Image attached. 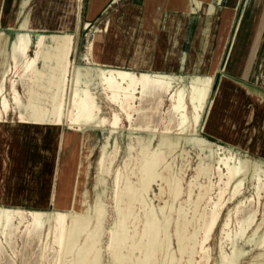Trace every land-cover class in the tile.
<instances>
[{
    "label": "bare ground",
    "instance_id": "bare-ground-1",
    "mask_svg": "<svg viewBox=\"0 0 264 264\" xmlns=\"http://www.w3.org/2000/svg\"><path fill=\"white\" fill-rule=\"evenodd\" d=\"M81 1L82 0H76V9H80ZM30 2V0H25L23 2V8L20 12L22 15L19 17V29L13 30L15 34L14 38H11L5 32L0 30V58L2 59V65L0 68V127H3L2 125L8 121L10 112L14 111L15 113L19 114V122L22 125L29 126L31 128L42 129L44 125L59 128L63 125H66L68 127V132H63L58 136L59 150L63 154L71 147L68 155H71L70 157H74L75 151L77 149V143H82L83 149L81 158L75 166V169H73V165L70 166V168H66V171L69 172L72 170L74 173V176L71 178L72 180L70 182L71 204L69 208L65 209L62 206H56L58 196L56 193L52 196V200H55L54 206L56 207V210L53 212L30 210L25 211L22 209H16L15 213L12 214L10 210L0 207V213L3 212L7 218L9 216H12L14 219L15 217H19L21 218L20 222L27 221V225L29 227L27 231L29 236L32 234V231L30 230H32V228L35 229L42 223L43 228H41V230L43 229V232L41 234H44L47 238L53 235L54 242L59 245V248H62L64 244L67 243L66 241L68 234L70 232L78 231L84 216L92 209L91 205L88 204L86 197V186L90 176L92 163L87 164V161H89L90 156L96 150V132H101L104 129H110L108 143L102 147V153L98 161L101 172L104 173L106 171V166L110 163L114 164L116 156L119 153L120 145L118 144V141L115 140V136L116 134H119L118 131L122 130L124 127L122 119V115H124L126 122H128L130 125L129 129L137 134L136 138H131L129 141H127V146H130V149L136 151L137 154L132 160H129L125 163L123 171L119 169L116 172L114 201L118 198L117 191L119 187L121 186L124 190V195L121 198L120 205L121 214L123 216H128V219L132 218V220L144 217L143 214H138L135 212L137 206L139 205L142 207L143 204L140 202V199L135 193V182H133L132 176H136L138 183H140V178L148 176L149 174L151 179H156L160 183V197L165 201L164 211L167 214V206L170 204L171 199L176 193L180 192V189L182 188V183L180 184V179L178 177L179 175L178 172H176V169L179 166V162L183 160L186 155H191V153H189L188 145H193L198 151L197 155L200 165L198 169L199 172L200 169L206 170L208 168L211 171L212 176L217 175L218 177V192L216 193L215 198L212 197V192L215 191L214 186H216V183L211 181L209 186L211 195L208 198L209 210L205 214L203 227L201 226L202 236L198 246V254L200 255L201 259L199 262L202 264H211V243L213 240V235L221 221L222 214L226 206H228L230 202L237 201L238 203L236 207L229 211V216L222 224L220 229L219 256L221 264H240L242 258L247 254H245L244 249L239 248L238 245L243 237L241 231L243 226L239 225L243 217H240L241 219L238 218V214L242 212L241 210L243 206H245L248 202L253 203L254 201H258L260 204L264 194V163L254 160L252 168L249 169L247 155H238L232 150L222 146H217V150L214 151L210 157L203 146L204 141L198 137V129L202 123L203 115L211 99L216 73V68H207L204 65V58H201L200 56L214 55L218 46L216 45L214 48L210 49V45L207 44L206 39L204 38L205 31L203 33H199L195 47L190 52L189 50H183L181 48L183 42H178L180 43L178 44V48H175L174 44L170 46L171 48L165 55L166 57L164 59L166 63H169V65L171 64L174 55H176V58H178V55L183 52L181 58L177 59V62L179 61L181 65H183L189 58L192 71H209L210 69V71H212V75L196 74L191 76L187 82H185L186 78L184 80L182 76L171 74L173 72L169 74L160 72L149 73L145 71L137 73L135 71L119 68H100L98 85L101 88V92L104 96H106L109 104L117 107L120 111L115 112L113 116L114 118L110 119L103 115V109L98 101V95L92 90L91 84L89 82L90 74L87 73L85 75L80 70H76V66L71 60L74 50V36L71 34H63L60 36L52 35L51 39L53 40V44L48 45V36L44 33H39L36 31L37 29L45 30L47 28L43 24L44 21L37 17L36 24L38 26L35 27L32 24L33 21L30 18ZM49 3H51V0ZM195 3L197 6L196 8L203 12L206 21L210 20L212 17H219L223 18V20H226L227 15L218 14L213 6L207 7L200 0H195ZM42 10L44 18H46L48 14L50 15L49 5L44 4ZM189 11L192 13L195 12L194 9H189ZM66 16V18H68V16L71 17L72 13L68 14L66 11ZM207 27L208 23H206L205 29H203L207 30ZM61 28L68 30L70 27L61 26ZM109 28L110 24L108 25L107 32ZM112 32L115 34V31ZM103 33L104 30H97L88 43V55L86 57L88 64H97L101 62L100 59L97 58L96 51H98L99 40H101ZM35 35L37 38L34 42L33 37ZM191 41L192 39L188 38L187 43L190 44ZM50 47L53 48V53L50 51ZM220 47L221 45L219 43V48ZM33 48L35 49L32 50ZM136 58L137 57L134 56L130 63L126 61L127 59L124 57V59L118 60L117 63H130L132 66L139 65V62L136 60ZM40 63L53 65L52 69L55 72V76L54 80L51 82L50 89L52 92L50 90L49 92L51 93L47 96L39 95L36 100L31 99L30 105H27V103L23 101V97L19 91V86L22 85L24 87L27 95H30V93L33 92L32 87H34L33 85L35 84L36 80L40 76L44 77L43 75H45L44 71L39 66ZM142 63H144V61L140 63L141 66ZM84 79L88 80L85 81ZM41 81L43 82V80ZM242 85L246 88V90H248L250 94L259 97L261 96L264 99L263 90L256 89V87L252 88L246 84ZM225 90L227 91V84H223L219 88V94L221 95ZM8 91L10 99L6 95ZM45 97L51 100L49 104L47 103L44 105L40 103L39 99ZM165 97L169 98L171 105L167 115L168 118H162V121L168 119V124H165L164 130L160 131L157 127L152 128V126L149 125L150 121L147 125H138L137 127H134V121L137 120H134L135 114L145 113V111L143 112L142 107L143 102L150 98H158L157 100H160L162 103V99ZM137 101H140L139 106H137ZM6 118L7 120H5ZM173 122L176 125V133L172 131L174 128H170V124ZM224 122L225 121H220L219 123L217 122L218 125L214 128L217 130L219 129L220 131L218 130V133H221V137H224L228 140V121H226L227 123L225 124ZM171 126H173V124ZM172 134L177 136L176 139H172L170 137ZM158 135L161 137L158 140H155V137ZM155 143L157 144L156 147L153 146ZM112 144L115 145V153L108 154L107 149ZM4 156L5 150L2 148L0 150V165L2 160H4ZM212 160L215 163H213ZM182 169L183 167L180 168V170ZM63 172L64 169L61 167L57 175L59 182L63 181L64 179ZM249 184L252 188V194L246 197L243 192L247 189L246 185ZM242 195H244V198L239 200ZM198 200L199 198L195 200L197 201L195 204L199 203ZM76 206L83 210L77 211L75 209ZM98 209V207L97 210L95 209L96 214H98ZM243 210H246V208ZM103 214L105 215L106 213ZM256 214L257 211L248 214L244 221L246 222L250 220L253 215ZM235 215L237 216L236 222L238 228H236L234 231L231 226ZM26 216H29L31 219H27ZM164 223V216L160 217L147 211L145 213V221L142 224V228H140L138 225L134 226V230L132 232L136 237L141 235L142 239L140 243L137 240L131 246H128V248L125 241L129 232H127L125 227L120 228L117 233L119 236V242L115 249L116 255L120 256L126 250L134 251L136 246L140 244L141 250H143L142 258L144 263L157 264L159 262L158 259L160 255L163 258H166L165 249L163 247V244L166 240V234L162 231ZM180 227L182 229L180 232L184 233L185 235L187 229L189 228V223L185 221L180 224ZM34 232L36 231H33V233ZM234 232L235 235L233 236ZM227 233H230L233 236L230 241V245L232 247L231 253L226 251V248L223 244L224 236ZM255 236L256 235L253 234L246 243L248 245L254 241V245L252 246L257 244L263 249V252L257 256V260L258 258L260 259L258 264H264V233L262 236H260L258 242ZM47 238L45 240H47ZM89 242L90 241L86 242V245ZM180 252L181 255L188 252L186 246H184ZM170 255L171 253L169 256ZM91 256L92 254L89 253V256L82 259L80 263L89 264V259ZM199 262L198 264H200Z\"/></svg>",
    "mask_w": 264,
    "mask_h": 264
},
{
    "label": "rangeland",
    "instance_id": "rangeland-1",
    "mask_svg": "<svg viewBox=\"0 0 264 264\" xmlns=\"http://www.w3.org/2000/svg\"><path fill=\"white\" fill-rule=\"evenodd\" d=\"M82 3L83 0L81 1L80 6ZM76 11H78V9H76ZM116 13L117 10H115V8L105 11L103 16H105V18L107 17L108 19H106L103 24L93 27L88 26L85 31L81 29V31L76 33L72 31V28L66 30L62 29L61 27L54 26L47 27L45 30H36L37 32L44 33L48 36V45L53 44V40L51 39L52 35L60 36L63 34H71L74 37L76 35V41H74L75 51L73 50L71 60L76 66V70H80L85 75L87 73L90 74L89 82L91 84L92 90L98 95V101L102 106L103 115L110 119L114 118L113 116L115 112L120 111L117 107L110 105L108 100L106 99V96L102 94L101 88L98 85L99 69L119 68L135 71L137 73L143 71L149 73L155 72L153 68L148 67V63L150 60L148 58L150 54L149 49L151 47V42H149L150 40L148 39L149 37L137 36L136 40L138 39V41H131L130 38H125L114 34L112 31H114V29L116 28L114 25ZM47 20H50V17H48ZM109 24L110 31L108 30L107 32ZM97 30H104L101 38L105 43L104 46H107H103L104 51L102 52V59L105 62L104 66L97 64H88L86 61V56H84L85 54L83 55V53L87 51L85 46L87 45V43L85 42L87 39L86 35H94ZM6 34L11 38H14L15 36L14 32ZM198 35L194 40L191 41V46L188 45V48L185 50H189L190 52L194 49L196 40L198 39ZM36 38L37 36L35 35L33 37L34 42ZM177 45L178 44H176V46ZM220 45V50H222L224 43H220ZM227 46L228 44L226 45V47ZM34 49L35 48H33L32 50ZM50 51L53 53V48L50 47ZM226 54L227 49H225L224 53L222 54V60L220 59L221 66L218 70V73L215 75L211 99L203 115L202 123L198 129V137L199 139L204 141L203 146L205 147V151L208 155H210V157L212 153L217 150V146H222L232 150L238 155H247V159L249 162L248 166L249 169H251L254 160L264 163V99L261 96H256L261 99V101L259 99L251 101V106H249L246 114L247 120L245 124H243L244 115L242 116V114H239L237 111L234 118L233 113V121L234 119H236L237 121L240 120L242 121V124L240 128H233L231 140H227L226 138L221 137V133H218L219 129L217 130L214 127L217 126L220 121H225L224 124L227 123L226 121H228L229 119V107L227 106L228 74L224 69L227 56ZM135 55L137 56L136 60H138L139 65L132 66L130 64V61ZM124 57L127 59L126 61L130 63H117L118 60L124 59ZM1 60L2 59L0 58V68L2 65ZM143 61L144 63H142V67L140 63ZM187 61L184 64L185 67L187 65ZM216 61L217 60L215 58L212 59L210 57L208 59H205L204 63L208 62L210 66H212V63H215ZM39 66L44 71L45 75H43L44 77L40 76L36 80L35 84L33 85L34 87H32L33 92H31L30 95H27L24 87L22 85L19 86V91L23 97V101L27 103V105H30L31 99L36 100L39 95L47 96L52 92V90L50 89L51 82L52 80H54L55 76V72L52 69L53 65L40 63ZM160 73L169 74L171 72L163 71ZM171 74L182 76L184 80L186 78L185 82H187L191 76H194L196 74L212 75L211 73L207 72L198 73L196 71H192L189 69V67L187 69H183L182 71L179 70L178 72H173ZM41 80H43V82ZM84 80L87 81L88 79ZM257 83L259 84L261 82ZM223 84H227V91L225 90L220 95L219 88ZM251 87L255 88V86ZM256 89L259 88L256 87ZM50 90L51 92H49ZM6 95L10 99L9 91L6 93ZM157 99L158 98H150L147 101L143 102L142 107L143 112L145 111V113L135 114L134 120H137L134 121V127H137L138 125H147L150 121L149 125L152 126V128L157 127L160 131L164 130L165 124H168V119L162 121V118H168L167 115L171 103L168 97L162 99L163 104L160 100ZM39 100L40 103L44 105H46L47 103L49 104L51 101L47 99V97L40 98ZM139 105L140 101H137V106ZM122 119L124 127L122 130L118 131L119 134H116L115 136V140H117L118 144L120 145V150L116 156L114 164H108L104 173L101 172L98 161L102 153V147L108 143L110 129H104L101 132H96V150L90 156L89 161H87V164L92 163V165L90 176L86 186V197L88 200V204L91 205V208L93 210L91 209L89 213H86L78 231L70 232L67 237V243H65L62 248H59V245L54 242L53 235L47 238L44 234H41L43 232V229L41 230V228H43L42 223L40 225L41 227L38 226L35 229L32 228V230H30L32 231V234L29 236L27 231L29 228L27 225V221L20 222L21 218L19 217H15L14 219L12 216H9L7 218L6 215L1 212L0 264H81L80 261L85 257L87 258V256H89V253L92 254L89 259V264H145L142 258L143 250H141L140 244H136L137 246L134 251L126 250L120 256L116 255L115 249L119 242V236L117 233L118 230L122 227H125L127 229V232H129L125 241L127 244V248L137 240L140 243L142 239L141 235L136 237L132 232L134 230V226L138 225L140 228H142V224L145 221V213L147 211L154 215L165 217V223L162 227V231L166 234V240L163 244L166 258H163L160 255L158 259L159 262L157 264H198L199 260H201L200 255L198 254V246L200 238L202 236V227L205 221V214L209 210L208 198L211 195L209 186L211 181L216 183V186H214L215 191L212 192V197L215 198L216 193L218 192L217 175L212 176L211 171L208 168L206 170L200 169L199 172L198 169L200 165L198 162V151L196 148H194L193 145H188L189 153H191V155H186V157L179 162V166L176 169V172H178L179 175L178 177L180 179V184L182 183V188L180 189V192L176 193L173 196L170 204L167 206L168 213L166 214V212L164 211L165 201L160 197L161 186L158 180L151 179L149 174L148 176H145L143 178L141 177V181L140 183H138L137 177L132 176V180L133 182H135V193L140 199V202L143 204L142 207L138 205L135 212L138 214H143L144 217L133 220L132 218L128 219V216H123L120 212L121 198L124 195V190L121 186L117 191L118 198L114 201L115 178L116 172L119 169L123 171L125 163L129 160H132L137 154L136 151L130 149V146H127V141H129V139L131 138H136L137 134L129 129L130 125L128 124V122H126L124 115H122ZM5 120H7V118ZM19 121V114L12 111L10 112L8 121L2 125L3 127H0V150L2 148L5 150L4 160H2V163L0 165V207L10 210L12 214L15 213L16 209H22L25 211L30 210L53 212L56 210V207H54L55 200H52V196L56 194V189L53 192V188L54 185H57V183H59L57 175L61 168V166L58 168L60 164V158L61 155L64 154L66 155V158H69L71 156L68 155L71 147L64 154L59 150L58 136L63 132H68V127L66 125H63L59 128H54L48 125H44L42 129H35L29 126L22 125ZM172 124L173 126H171ZM175 126L176 125L174 122L170 124V128H174L172 129L174 133H176ZM160 137V135L156 136L155 140H158ZM170 137L172 139H176L177 136L175 134H172ZM156 145L157 144L155 143L153 146L156 147ZM82 149V143H77V149L75 151L74 157H70V159L74 161L75 165H77L79 159L81 158ZM107 151L108 154H114L115 145L112 144L111 146H109ZM181 167H183L182 170H180ZM246 186L247 189L243 193L247 197L252 194V188L250 187V184ZM244 195H242L239 200L243 199ZM197 198H199V203L195 204V202H197L195 201L197 200ZM98 199H100L101 202ZM237 203V201L230 202L223 211L221 221L218 224L211 243V264H221L219 256L220 229L222 227V224L228 218L229 211L234 209ZM97 207L99 208L98 214H96L95 212V209L97 210ZM244 208H246V210H243ZM75 209L77 211L83 210L78 208V206H76ZM241 211L242 212L238 214V218L243 217L242 219L240 218L241 221L239 223L240 226H243L241 230L243 237L241 241L239 240L240 242L238 243V245L239 248L244 249L245 254L247 255L242 258L240 264H258V261L260 259L258 258L257 260V256L263 252V249L257 244V246H252L254 245V241L248 245L246 242L253 234L256 235L255 238L258 242L260 236H262V234L264 233V224H262L264 223V194L260 204L258 203V201H254L253 203L248 202L245 206H243ZM254 211H257V214L253 215L250 220L245 222L244 220L246 219L248 214L253 213ZM103 213L106 214L104 215ZM26 217L27 219H31L29 216ZM90 218L92 219V221ZM185 221L189 223V228L184 235V233L180 232V230H182L180 224ZM236 221L237 216L235 215L231 226L234 231L236 228H238ZM14 230L17 231L15 232ZM33 231L36 232L33 233ZM234 235L235 232L233 233V236ZM233 236L230 233H227L224 236L223 244L228 253H231L232 247L230 245V241ZM46 238L47 240H45ZM88 241L90 242L86 245V242ZM184 246H186L188 252L181 255L180 250L183 249ZM170 253L171 255L169 256ZM161 257L163 260L161 259Z\"/></svg>",
    "mask_w": 264,
    "mask_h": 264
},
{
    "label": "crops",
    "instance_id": "crops-1",
    "mask_svg": "<svg viewBox=\"0 0 264 264\" xmlns=\"http://www.w3.org/2000/svg\"><path fill=\"white\" fill-rule=\"evenodd\" d=\"M24 1L0 0L1 31L13 33V30L19 29V17L22 15L20 12ZM30 1V18L33 21V26H38L36 24L38 17L44 21L43 24L46 27L68 26L75 33L81 31V29L85 31L87 25L89 27L100 26L108 19L103 16L104 12L115 8L117 10L116 19H114L115 34L130 38L131 41H135L137 36L149 37L151 47L149 49L150 54L148 58L150 59V64L148 63V67L153 68L155 72H178L186 67H189L191 70L189 58L187 59L186 67L184 66L186 62L183 65L179 61L177 62V59L181 58L183 52L178 55V58L174 55L170 65L164 60L165 55L173 44L175 48H178L176 43L180 44L183 42L181 48L183 50L187 49L188 45H190L187 43L188 38L194 40L199 33L205 31L204 38L207 44L210 45V49L216 45L218 48L214 55H201L200 57L204 58V60L210 57L217 60L215 63H212V66L208 62L204 63L207 68H216L215 75L220 69L222 54L227 49L224 69L228 74V79H230L228 80V107L230 110L228 136L230 140L232 139L233 128H240L242 124L240 120L234 119L233 121V113L234 118L237 111L242 116L244 115L243 124H245L247 120L246 114L249 106H251V101L259 99L250 94L242 84L255 86L264 91V0H200L207 7L213 6L218 14L227 15L226 20L212 17L208 21H206L203 12L196 8L195 0H85V2L83 0L78 11H76L75 0H51V3H49L50 0ZM44 4L49 5L50 15L48 14L46 18L43 17L42 8ZM189 9H194L195 12L192 13ZM66 11L68 14L72 13V16L66 18ZM48 17H50V20H47ZM206 23H208V27L207 30H204ZM86 36L85 42L87 45L85 46L87 51L83 55L85 54L84 56L87 57L88 43L94 35L90 36V34H87ZM74 41H76V35ZM102 42V39L99 40L96 54L97 58L101 61L97 65L104 66L105 62L102 59V52L104 51L103 46L105 43ZM219 43H224L222 50L219 48ZM227 43L228 46L226 47ZM210 70L196 72L212 74ZM257 82L261 83L258 84ZM259 100L261 101V99ZM72 165L74 166L73 169H75L76 165L74 161L66 158L65 154L61 155L58 168L61 166L64 169V179L57 183V185H54L53 188V192L56 189L58 195L56 201L57 207L62 206L65 209L70 207V182L74 173L72 170L66 171V168H70Z\"/></svg>",
    "mask_w": 264,
    "mask_h": 264
}]
</instances>
